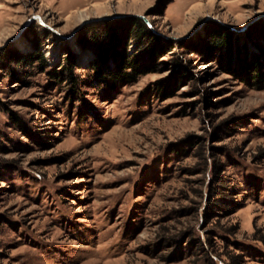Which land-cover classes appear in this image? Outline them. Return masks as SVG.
I'll return each mask as SVG.
<instances>
[{"label":"rangeland","instance_id":"obj_1","mask_svg":"<svg viewBox=\"0 0 264 264\" xmlns=\"http://www.w3.org/2000/svg\"><path fill=\"white\" fill-rule=\"evenodd\" d=\"M0 264H264V0H0Z\"/></svg>","mask_w":264,"mask_h":264},{"label":"trees","instance_id":"obj_2","mask_svg":"<svg viewBox=\"0 0 264 264\" xmlns=\"http://www.w3.org/2000/svg\"><path fill=\"white\" fill-rule=\"evenodd\" d=\"M123 64L118 70L110 73L109 79L111 81H120V80H128L130 78L136 77L139 73H143L145 71L142 68L143 65L140 64L139 61H136L134 55L125 54L122 57ZM94 67L96 66L98 69V62H94ZM97 64V65H96ZM68 70L72 73V67L69 66ZM260 67L252 68V76H254V80H260L262 77V72L260 71ZM107 81V78L105 79Z\"/></svg>","mask_w":264,"mask_h":264},{"label":"bare ground","instance_id":"obj_3","mask_svg":"<svg viewBox=\"0 0 264 264\" xmlns=\"http://www.w3.org/2000/svg\"><path fill=\"white\" fill-rule=\"evenodd\" d=\"M21 44H22V46H26L24 42H22Z\"/></svg>","mask_w":264,"mask_h":264},{"label":"water","instance_id":"obj_4","mask_svg":"<svg viewBox=\"0 0 264 264\" xmlns=\"http://www.w3.org/2000/svg\"><path fill=\"white\" fill-rule=\"evenodd\" d=\"M39 17H40V15H39ZM40 20H42V18L40 17Z\"/></svg>","mask_w":264,"mask_h":264}]
</instances>
